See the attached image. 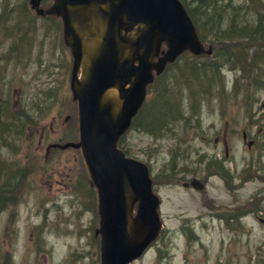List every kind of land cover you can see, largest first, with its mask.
<instances>
[{
    "label": "rangeland",
    "instance_id": "374dc122",
    "mask_svg": "<svg viewBox=\"0 0 264 264\" xmlns=\"http://www.w3.org/2000/svg\"><path fill=\"white\" fill-rule=\"evenodd\" d=\"M257 51L253 46L250 54ZM24 57L27 62H21ZM72 66L59 18L38 17L29 0H0V106L8 107L17 125L33 118L18 134L0 131L10 133L0 141V171L7 165L17 169L11 187L25 188L18 205L8 198L0 209V264H100L98 196L82 152L54 149L79 139ZM258 67L262 73L249 71L252 78L242 79L240 91L230 90L234 72L219 79L221 85L213 80L208 92L216 98L202 105L178 88L187 82L177 73L168 79L167 90L173 91L168 100L182 101L184 119L156 134L138 123L122 139L121 149L148 166L162 201L163 228L131 264H264V224L252 219H264V144L257 150L250 135L243 137L264 126L257 116L264 89L256 94L253 78L264 77V62ZM165 89L163 78L150 87L148 99L167 94ZM259 137L264 142V134ZM192 178L205 188L183 187ZM247 206L251 217L230 222L234 214H248Z\"/></svg>",
    "mask_w": 264,
    "mask_h": 264
},
{
    "label": "water",
    "instance_id": "95a60500",
    "mask_svg": "<svg viewBox=\"0 0 264 264\" xmlns=\"http://www.w3.org/2000/svg\"><path fill=\"white\" fill-rule=\"evenodd\" d=\"M40 3L30 0L38 15L62 17L74 56L70 86L80 141L61 147L82 148L98 189L101 264H129L159 233L160 200L147 166L126 157L118 139L142 106L154 71L161 74L186 50L212 49H205L180 0H54L47 10ZM191 184L203 188L197 179Z\"/></svg>",
    "mask_w": 264,
    "mask_h": 264
},
{
    "label": "trees",
    "instance_id": "16d2710c",
    "mask_svg": "<svg viewBox=\"0 0 264 264\" xmlns=\"http://www.w3.org/2000/svg\"><path fill=\"white\" fill-rule=\"evenodd\" d=\"M48 1L49 0H47L46 2ZM182 1L184 2V5L186 6L196 26L199 36L207 44H212L214 50L215 46L218 45L220 41L227 38H247L251 41V44L253 46L258 48V51L251 55L253 56L251 60L248 61V59L245 60V58L242 60L240 58H237L234 63L236 66L233 67H231V64L229 62L218 59L216 57V54L214 53L215 55L213 57H210L212 58V60L205 63L221 70L217 72V75H215L216 77L222 75V73L220 74V72L228 71L229 68L234 69L236 73H241V75L245 77L250 75L248 73H250L249 71H251L252 69L261 70V67H258L261 63L264 62V60L261 58V56L263 57V52L261 51H264V48H262V45L264 44V14L261 13V11L264 10V5L261 3V0H245V2L242 4H236L234 0H227L226 4H223L224 0ZM216 4H218V6ZM47 5H51V0ZM250 8L253 10V15H251L250 11L247 10ZM219 10L223 11V17L221 15H218L217 11ZM218 24L224 25L222 30H217L214 27ZM204 58V56H194L186 52L182 56H180L176 62L169 64L163 74L158 76L156 79V82H159L164 78V83L166 82L165 90L167 91V94H163V92H156V98L153 97L151 100H147L143 108L140 110L138 116L135 118L133 125L135 126L139 123L148 133L151 134H156V131L165 130L168 125H175L177 122H173V120L177 119L176 113L182 110V101L176 98L171 102L168 100L170 96L173 95L172 90H170L169 92L167 90L168 79L177 78V73H180L178 77H189L190 79L194 78L192 82L185 79L184 82L187 83L179 85L178 88L184 89V92L187 91L191 95H197L201 93V90L203 88L205 89L208 86H211L213 82L210 81L211 78L208 79L206 76L200 75L195 69V64L201 61L204 62ZM182 60H184L183 65L180 64ZM221 67H225L226 70H223ZM190 74L193 76V78ZM166 76H168V78ZM239 79L241 78H238L237 80ZM262 79V74L258 78H255L256 90L262 87ZM195 80H199L202 82L201 87L197 86V84L193 82ZM176 109L179 110L176 111ZM158 135L159 133H157V136ZM172 169L175 170V166ZM3 193H5V191ZM8 198L9 197L7 194L0 193V209L4 208ZM2 259H4L3 256Z\"/></svg>",
    "mask_w": 264,
    "mask_h": 264
},
{
    "label": "bare ground",
    "instance_id": "6f19581e",
    "mask_svg": "<svg viewBox=\"0 0 264 264\" xmlns=\"http://www.w3.org/2000/svg\"><path fill=\"white\" fill-rule=\"evenodd\" d=\"M207 2V1H206ZM227 3V0H224L223 1V4H226ZM218 6V4H216ZM218 15H221L222 17L224 16V13L222 10H219L217 11ZM217 30H222L224 25H221V24H218V25H215L214 26ZM253 47V45L251 44V41L247 38H240V39H223L222 41H220L218 43V45L215 46V50L210 54L208 55L209 57H205L203 59L204 62H199L197 64H195V69L198 71V73L202 76H206L208 79H210V81H213V80H216L217 84L221 85L222 82L219 81V79L221 81H225V80H222V78L219 76H217V79L215 78H212L214 77L215 75H217V72L218 71H221L220 69L218 68H214L212 65L210 64H207L205 62L207 61H210L212 60V58L210 57H213L215 54H216V57L218 59H221V60H225L227 62H229L231 64V67L233 66H236L234 63L235 61L237 60V58H240L241 60L245 58L248 59V61L250 60V49ZM215 53V54H214ZM244 53V54H242ZM263 57H264V54H263ZM263 57L261 56V58L263 59ZM28 59L27 57H24L21 62L23 61H26ZM230 67V66H229ZM228 67V68H229ZM223 70H226L225 67H221ZM229 71H235L234 69H231L229 68L228 69ZM260 73H262V71L259 70ZM222 72H220L221 74ZM254 72H250L248 74H250L249 76L245 77V76H242L241 79L239 80H236L235 83L232 84L230 90H232V92L238 90L240 91L241 88V83H242V79H246V78H252V74ZM259 75H257L256 77L254 76L253 78H258ZM187 81L190 80V78H186ZM227 83V82H226ZM197 84V83H196ZM213 85V82L211 84V86H208L207 88H203L201 90V93L193 96L194 97V100L196 101L195 103H197V105H202L204 103H209L211 102L212 100H215L216 96L213 94V93H209L208 91H210L211 87ZM197 86H200L201 87V84H197ZM225 88H228V87H225ZM109 94L111 95H114L116 94V90L115 89H112L110 90ZM220 100V98H219ZM184 112L183 111H178L176 113V116H177V119L176 120H173V122H177L179 123L181 120L184 119ZM192 116H197L196 114H193ZM32 116L28 117L27 119L24 118V119H19L18 120V125L16 124V121L15 119L13 118L12 114L10 113L8 107L3 104L0 106V131H3V130H9L11 129L13 132L12 133H16L18 134L20 132V128L22 126H26L31 120H32ZM171 120V119H170ZM200 123L198 122V126L199 127ZM10 133H0V141L2 140V138H4L6 135L10 137L9 135ZM12 165H14L16 168H19V166L17 167L16 164L12 163ZM10 166H6L4 167V169H2L0 171V187L1 188H4V191L5 193L8 195L9 197V200L11 203H15L16 205L19 204V202L23 199L24 197V189H18V190H15V189H12V185H14L16 182L14 181L13 183L11 182L12 178L18 174H20L19 172H17V169L13 168V170L10 171ZM11 184V185H10Z\"/></svg>",
    "mask_w": 264,
    "mask_h": 264
},
{
    "label": "flooded vegetation",
    "instance_id": "af4514ba",
    "mask_svg": "<svg viewBox=\"0 0 264 264\" xmlns=\"http://www.w3.org/2000/svg\"><path fill=\"white\" fill-rule=\"evenodd\" d=\"M257 116L260 117L261 118L260 121H262V123H264V103L262 104L261 110L257 113ZM257 133H258V135H257ZM259 133H261V134H259ZM262 134H264V126H263V128H260V130H258V132H256V133L254 132V136L244 131L243 137L248 140L249 135H250L251 136L250 137L251 138V141H250L251 147L256 148L258 150L260 147V144H264L262 139L259 137V135L262 137ZM261 152H263V151H261ZM258 219H260V218H258Z\"/></svg>",
    "mask_w": 264,
    "mask_h": 264
}]
</instances>
